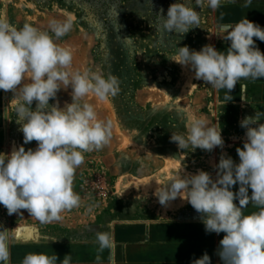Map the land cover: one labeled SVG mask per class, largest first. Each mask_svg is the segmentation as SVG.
Returning a JSON list of instances; mask_svg holds the SVG:
<instances>
[{"label":"clouds","instance_id":"obj_1","mask_svg":"<svg viewBox=\"0 0 264 264\" xmlns=\"http://www.w3.org/2000/svg\"><path fill=\"white\" fill-rule=\"evenodd\" d=\"M222 2L173 3L166 15L163 9L157 14L158 26L167 33L182 36L200 27L196 8L207 4L216 10ZM251 2L245 0L244 7ZM72 27L71 18L50 19L47 30H42L29 23L17 27L6 16H0V90L11 92L16 99L14 112L23 143L35 141L37 145L35 149L25 150L21 145L11 153H0V205L9 216H23L21 210H26L41 223L60 222L62 213L85 206L73 189L76 170L84 162V153L102 150L111 141V121L99 119L86 98L89 94L101 101L114 97L120 92V81L111 74L105 77L99 71L73 68L72 50L57 43ZM219 31L223 40L230 41L226 51H218L213 45H205L199 51L183 46L177 48L171 60L190 68L195 79L227 93L242 80L264 78V53L254 41L255 37L264 42V29L243 18L235 25H222ZM69 87L72 102L61 107L57 94ZM50 100L56 103L50 104ZM178 111L184 113L186 133H172L171 141L179 149L207 152L217 147L223 149L225 142L219 123L212 125L204 116L185 109ZM262 119L264 112L257 111L240 121V127L246 131L243 148L236 149L239 163L222 153L215 166V178L204 170L193 174L182 169L154 193L165 207L178 197L187 201L199 214L206 233H224L216 251L221 264H264ZM237 184L238 191L234 192L232 188ZM249 204L258 211L245 214ZM86 207L89 213L93 211V205ZM95 236L100 252L114 247L110 232L97 231ZM11 239V230L0 229V264H10ZM57 261L55 254L28 253L21 264H57ZM60 264H72L71 255H66ZM96 264H102L99 255ZM110 264H115L114 258H110ZM192 264H211V258L205 252Z\"/></svg>","mask_w":264,"mask_h":264},{"label":"rangeland","instance_id":"obj_2","mask_svg":"<svg viewBox=\"0 0 264 264\" xmlns=\"http://www.w3.org/2000/svg\"><path fill=\"white\" fill-rule=\"evenodd\" d=\"M176 2L183 0H0V16L17 27L29 23L47 30L50 19L71 18L72 30L57 43L72 50L73 68L99 71L105 77L111 74L120 81L116 96L104 101L93 94L86 98L99 119L111 121L112 138L102 150L84 153L73 189L85 206L70 210L74 214L90 216L93 222L104 214L136 209L160 216L192 214V206L179 197L162 206L156 189L182 169L193 174L204 170L215 178L222 153L239 163L236 149L243 148L244 140L237 133H222L223 149L212 152L179 149L171 141L172 133H186L184 113L178 109L204 116L212 125L217 117L212 87L195 79L190 68L171 60L178 47L199 51L213 45V10L207 4L196 8L200 27L182 36L167 33L159 28L157 14L163 9L166 15ZM71 91L69 87L58 92L61 107L72 102ZM15 105L12 96L11 147L35 149V141L23 143ZM226 114L219 111L220 117ZM87 205L94 206L91 213Z\"/></svg>","mask_w":264,"mask_h":264},{"label":"crops","instance_id":"obj_3","mask_svg":"<svg viewBox=\"0 0 264 264\" xmlns=\"http://www.w3.org/2000/svg\"><path fill=\"white\" fill-rule=\"evenodd\" d=\"M244 4L245 0H235L234 3L223 0L221 7L213 10V46L218 51L223 52L230 47V41L219 36L222 35L219 31L222 25H235L247 18L264 29V0H252L247 8ZM254 41L264 53V42L255 37ZM212 90L214 110L217 112L214 125L219 123L223 127L221 135L237 133L244 140L246 130L240 127V121L247 116H254L257 111L264 112V78L242 80L231 93L225 89ZM12 96L11 92L0 90V153H11L13 150ZM219 111H226V117H220ZM261 123H264V119ZM238 188L239 184L233 186L232 190L236 192ZM234 202L238 205V201ZM21 211L23 216H9L7 209L0 205V229L12 232L10 264H21L28 253L55 254L58 257L57 264L66 255H71L72 264H96L98 255L102 264H110V258H114L115 264H192L205 252L210 256L211 264H221L216 251L224 233H206L196 211L192 214L167 213L160 216L136 209L114 216L104 214L94 222L85 214L66 211L62 213V221L52 223H41L26 210ZM253 211L258 209L251 204L244 209L245 214ZM97 231L110 232L114 241L111 250L100 252L95 236Z\"/></svg>","mask_w":264,"mask_h":264},{"label":"bare ground","instance_id":"obj_4","mask_svg":"<svg viewBox=\"0 0 264 264\" xmlns=\"http://www.w3.org/2000/svg\"><path fill=\"white\" fill-rule=\"evenodd\" d=\"M11 149V148H10Z\"/></svg>","mask_w":264,"mask_h":264}]
</instances>
